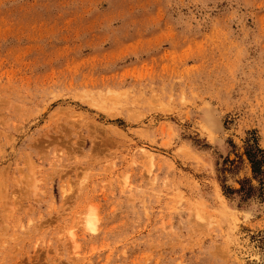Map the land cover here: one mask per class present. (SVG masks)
<instances>
[{"label":"rangeland","instance_id":"374dc122","mask_svg":"<svg viewBox=\"0 0 264 264\" xmlns=\"http://www.w3.org/2000/svg\"><path fill=\"white\" fill-rule=\"evenodd\" d=\"M252 146L264 0H0V264H264Z\"/></svg>","mask_w":264,"mask_h":264},{"label":"trees","instance_id":"16d2710c","mask_svg":"<svg viewBox=\"0 0 264 264\" xmlns=\"http://www.w3.org/2000/svg\"><path fill=\"white\" fill-rule=\"evenodd\" d=\"M249 158L251 160L253 171L256 175L262 174L263 163H264V150L257 147H251L248 151Z\"/></svg>","mask_w":264,"mask_h":264},{"label":"bare ground","instance_id":"6f19581e","mask_svg":"<svg viewBox=\"0 0 264 264\" xmlns=\"http://www.w3.org/2000/svg\"><path fill=\"white\" fill-rule=\"evenodd\" d=\"M95 221H96L95 215L92 212H90L87 216V221H86L90 229H95Z\"/></svg>","mask_w":264,"mask_h":264}]
</instances>
